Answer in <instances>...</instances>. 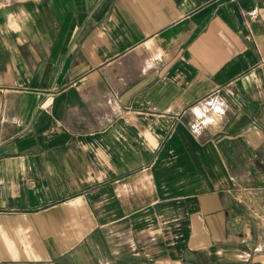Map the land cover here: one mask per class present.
<instances>
[{"label": "crops", "instance_id": "1", "mask_svg": "<svg viewBox=\"0 0 264 264\" xmlns=\"http://www.w3.org/2000/svg\"><path fill=\"white\" fill-rule=\"evenodd\" d=\"M0 264H264V0H0Z\"/></svg>", "mask_w": 264, "mask_h": 264}, {"label": "built area", "instance_id": "2", "mask_svg": "<svg viewBox=\"0 0 264 264\" xmlns=\"http://www.w3.org/2000/svg\"><path fill=\"white\" fill-rule=\"evenodd\" d=\"M109 102H114V93L110 94ZM225 110L224 102L216 95H208L199 100L194 105L196 120L191 124L190 130L193 133L199 132L203 128V118L209 112H223Z\"/></svg>", "mask_w": 264, "mask_h": 264}]
</instances>
